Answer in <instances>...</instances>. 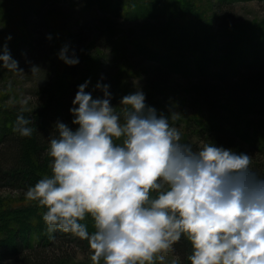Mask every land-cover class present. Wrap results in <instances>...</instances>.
I'll return each instance as SVG.
<instances>
[{"label":"clouds","instance_id":"9594fccd","mask_svg":"<svg viewBox=\"0 0 264 264\" xmlns=\"http://www.w3.org/2000/svg\"><path fill=\"white\" fill-rule=\"evenodd\" d=\"M68 52L64 45L58 58L78 64ZM0 62L22 71L6 43ZM90 82L78 85L69 109L77 127L58 120L49 136L51 175L25 192L46 209L47 231L87 240L92 264H153L182 237L190 264H264V177L252 157L213 143L194 149L174 126L178 112L158 115L141 90L122 96L117 111L110 85L98 81L103 97L93 98ZM30 124L20 114L13 131L31 137Z\"/></svg>","mask_w":264,"mask_h":264},{"label":"trees","instance_id":"16d2710c","mask_svg":"<svg viewBox=\"0 0 264 264\" xmlns=\"http://www.w3.org/2000/svg\"><path fill=\"white\" fill-rule=\"evenodd\" d=\"M91 2L99 10L110 12L123 20L147 21L149 18L150 21L145 24L139 23V31L135 34L143 33L130 42L140 58L150 59L157 64L146 69L155 77L166 80L179 73L177 61H187V68L181 70V73L191 82L187 87L189 99L184 98V101H197L207 112V119L203 124L196 118L200 117L198 113L185 114L184 117L179 115V119L185 121L188 138L193 140L191 145L200 147L204 143H213L237 154H246L242 145L246 141L250 150L257 148L264 156V141L257 139L251 144L247 136L239 132L241 118L245 117V113L264 117V21L259 25L245 22L237 13L232 12L235 7L229 3L230 0ZM103 20L104 16L99 22L103 23ZM87 30L91 29L80 26L76 31V41L81 49L78 53L79 62L85 60V52L91 53L102 45L97 40L92 42ZM103 43L104 48L108 49V43ZM197 51H201V59L194 57ZM70 73L71 79L60 83V91L51 94L44 103L40 100L39 110L28 118L31 120L29 126L34 129L31 137H22L13 131L20 114L11 113L9 117L7 111H0V116L6 114V123L11 120L5 124L8 126L0 127V191L18 190L25 196L27 189L43 178L44 168L51 169L52 158L47 152L49 136L55 135L56 122H64L73 129L77 127L72 124L74 117L69 109L80 81L77 74ZM151 99L152 94H145L147 106H150ZM155 105L152 107L157 110L158 115L163 114L170 119L174 112L172 108L160 111V104ZM0 124H4L2 119ZM262 165L264 164H251L250 167L264 177ZM26 202L32 203L29 208L34 210L33 216L28 217L29 215L22 213L21 208L26 205L20 201L16 205L9 204L12 207L9 209L17 212H12L11 218L4 217L0 221V264H4L1 262L3 260H14V264H79L72 263L73 257L68 256L71 255L68 252L69 246L85 253L89 261L84 260L83 264H92V250L87 240L62 231L46 232L47 226L42 219L44 211L35 201ZM1 205L2 208L9 207L5 203ZM34 216L37 219H33ZM17 222L20 226L16 227ZM84 224L90 233L94 231L87 222ZM37 238L40 245L34 244ZM171 250L184 264H190L188 256L192 249L186 238L182 237Z\"/></svg>","mask_w":264,"mask_h":264},{"label":"rangeland","instance_id":"374dc122","mask_svg":"<svg viewBox=\"0 0 264 264\" xmlns=\"http://www.w3.org/2000/svg\"><path fill=\"white\" fill-rule=\"evenodd\" d=\"M229 3L235 7L232 12L237 13L245 22L259 25L264 21V0H230ZM102 16L104 20L100 23ZM139 20L141 19L130 21L117 18L110 12L99 10L91 0H0V46L7 44L13 59L18 61V68L22 70L11 71L0 68V111H7L9 117L11 113H15L31 118L39 110L40 100L44 103L51 94L60 91V83L71 79L69 77L71 71L74 75L77 74L80 84L90 78L91 82L86 91L91 92L93 98L103 96L101 90H94L98 81L110 85L109 91L113 96L111 103L116 106L117 111H120L119 102L122 96L141 90L146 95L152 94L151 107L158 101L156 105L160 104L158 106L160 111L172 108L181 117L185 114L198 113L201 118H196L203 124L207 119L204 107L197 101H184V98L189 99L187 87L191 82L181 73V70L187 68V61H177L179 73L164 80L155 77L149 69L146 70L150 66L157 65L154 61L140 58L134 52L130 41L143 33L135 34L139 31V23L145 24L150 21L149 18L147 21ZM80 26L89 27L92 30V32L87 30L90 33L89 39L92 42L97 40L102 45L91 53L85 52L83 62L70 66L58 58V53L64 45H68V55L71 56L74 51L78 57L81 49L76 41V31L80 29ZM9 35L11 40H7ZM49 35L51 40L47 38ZM103 42L108 43V49L104 48ZM201 55V51H197L194 57L201 59ZM199 65L202 67L201 63ZM33 66H36L34 70H32ZM116 77L119 78L116 79ZM244 116L242 117L244 121L241 118L239 132L245 134L251 144L257 139L264 141V117L247 113ZM0 118L4 123L0 124V127L8 126L5 124L11 121L5 122L6 114ZM175 123L174 126L182 134L183 142L193 143V140L188 138L185 121L179 119ZM242 145L246 154L253 156L252 165L264 164V156L257 148L251 147L252 150H250L246 141ZM192 146L194 149L198 148L194 144ZM262 166L264 168V165ZM43 171V177L51 175V169L44 168ZM24 197L18 190L0 191L1 204L16 205L23 201L26 206L21 208L22 213L29 215L28 217L33 216L34 210L29 208L32 203L26 202L28 199ZM1 204L0 208H2ZM10 206L8 209H1L0 221L4 217L11 218L12 212H17L13 209L11 211ZM40 208L42 211L46 210ZM32 218L37 219L36 216ZM85 222L94 228L90 217L86 218ZM27 223L30 224V221L27 220ZM17 224L18 222L15 223L16 227L20 226ZM51 240L52 238L49 239ZM39 243H41L40 240L35 239L34 244L40 245ZM73 249L71 246L68 248V252H71L68 256L73 257L72 263L83 264L84 260L89 261L79 248L74 251ZM161 256L163 260L160 259ZM1 262L14 264V260ZM174 262L184 264L171 249L155 254L153 260V264H174Z\"/></svg>","mask_w":264,"mask_h":264}]
</instances>
